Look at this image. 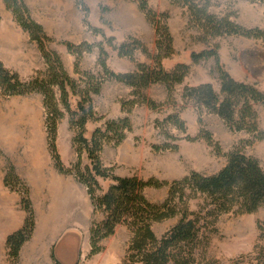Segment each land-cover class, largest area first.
<instances>
[{
    "label": "trees",
    "instance_id": "obj_1",
    "mask_svg": "<svg viewBox=\"0 0 264 264\" xmlns=\"http://www.w3.org/2000/svg\"><path fill=\"white\" fill-rule=\"evenodd\" d=\"M76 1L78 5H83L80 0ZM136 1L140 11L154 27L156 35V54L152 56L154 64L136 63V69L133 71L115 72L107 66V52L101 42L91 44L83 41L74 44L65 41L67 51L75 55L77 73L82 53L91 52L94 48L98 50L97 64L101 71L97 74L89 71L80 72V78L75 80L67 73L58 53L47 46L50 38L42 25L32 19L24 1L3 0L14 21L28 34L29 40L37 45L45 69L37 70L31 77L22 79L16 71L7 68L0 61V94L4 97L30 93L42 96L47 143L56 170L62 174L72 175L82 184L94 211L103 215V219L93 221L89 229L90 255L99 253L102 250L101 241L112 236L116 228L123 224L131 234L124 264H216L215 260L205 255L209 234L216 231L214 225L218 217L228 212L254 213L264 206V170L255 157L244 152L245 147L252 145L254 140L264 139V132L258 126L254 108V104L264 103V91L254 84L234 79L221 64L217 46L192 52L190 58L194 63L214 60V72L218 75L220 87L219 91H216L211 83L185 86L182 98L197 108L200 123L203 112L214 114L230 131L246 132L252 140L237 143L225 154L224 166L210 175L191 171L182 179L171 182L155 177L141 179L135 175H116L112 166H105L101 162L99 154L105 144L118 146L122 143L127 133L132 130L131 121L127 115L108 119L102 128H95L87 138L84 135L87 122L98 119L91 95L100 93L104 81L113 80L132 89L131 98L121 102L122 110L130 112L136 104H145L151 109H156L163 103H156L148 98L144 90L152 84L161 83L167 90V101L173 103L174 86L181 84L189 71V65L185 63H177L171 70L163 68L161 59L173 53V39L166 23L168 15L152 10L148 6V0ZM173 1L187 9L191 22L202 31L205 41L231 35L264 38V29L245 28L227 16L218 17L209 12L208 0H205L204 4L197 0ZM249 1L264 4V0ZM83 10L88 11L84 6ZM91 27L94 33L100 32L99 29ZM107 41L110 43L111 38ZM116 49L119 56L131 60L136 49H141L151 57L145 45L133 37H128ZM70 95L78 98L75 110L70 107ZM65 113L68 115L69 126L75 130L72 147L76 159L69 167L63 165L55 146L58 123ZM161 123L171 124L186 132L185 122L177 111L168 114L162 122H156V126L159 127ZM201 136L209 144H213L210 132L202 130ZM214 146L221 155L218 144ZM153 147L163 151L178 149L177 144L170 145L168 142ZM83 153L86 154L89 165H82ZM0 156H3L1 150ZM98 178L110 181L105 191H102ZM2 182L10 191L18 193L20 206L25 211L21 228L8 234L5 239L8 260L17 262L21 247L33 233L34 211L29 189L8 159ZM166 186L167 196L161 203H153L144 195L145 188ZM192 201H196V209H191ZM175 216H178L177 223L161 237H156L151 229L152 223ZM257 229L256 260L258 264H264V220L258 221ZM51 259L55 264H62L56 257L54 249L51 251Z\"/></svg>",
    "mask_w": 264,
    "mask_h": 264
},
{
    "label": "rangeland",
    "instance_id": "obj_2",
    "mask_svg": "<svg viewBox=\"0 0 264 264\" xmlns=\"http://www.w3.org/2000/svg\"><path fill=\"white\" fill-rule=\"evenodd\" d=\"M23 1L25 3V0ZM80 1L83 4L81 6L76 0H28L35 12L36 9H39L37 6L42 4L46 8L50 6L52 10L59 8L70 18L68 26L49 25L47 26L48 33L43 28L50 38L47 46L58 53L70 77L78 80L80 72L89 71L97 74L101 69L97 64L98 50L94 48L91 52L82 53L78 65L79 73H77L75 71V55L67 51L64 45L65 41L74 44L83 41L91 44L101 42L107 52V66L115 72L133 71L136 69V63L154 64L152 58L156 54L154 27L140 11L136 0ZM197 1L200 4L206 2L205 0ZM208 4V11L218 17L227 16L245 28L264 29V4L261 2L208 0ZM83 6L87 8V12L83 10ZM148 6L157 13L165 12L168 15L166 23L173 39V53L161 59L163 68L171 70L177 63L189 65V71L183 82L174 86V102L167 101L165 86L155 83L145 89L144 93L156 103H163L162 106L151 109L145 104H136L130 112H125L121 109V102L131 98L132 89L122 83L106 80L101 85L100 93L91 95L92 105L98 119L87 122L84 135L89 138L95 128L104 126L106 120L127 115L132 125L131 132L127 133L126 138L118 146L105 144L99 154L101 162L105 166H112L116 175H135L141 179L155 177L171 182L182 179L191 171L206 175L216 173L224 166L226 153L240 141H251L252 139L246 132L230 131L223 121L214 114L203 112L202 122H199L200 114L197 108L190 101L182 98L183 88L211 83L213 88L219 91L220 85L218 75L214 72V60L208 59L194 63L191 61L190 54L217 46L221 64L234 79L254 84L264 91V38L231 35L210 38L205 41L202 31L191 22L187 9L182 5L173 0H148ZM16 26L19 27L17 23ZM89 26L99 29L100 32L94 33ZM25 33L21 34L26 37ZM128 37L140 40L151 57L141 49L134 51L133 60L119 56L116 48ZM109 38H111L110 43L107 41ZM25 45L26 52L30 56L32 50L35 51V56H31L25 62L28 61V65L31 59L32 64L40 62L42 66L38 70H44L45 64L41 54L39 55L37 45L30 40H26ZM23 64L18 66L21 72H25ZM35 71L37 70H34L28 78ZM20 77L27 79L24 76ZM77 100V96L70 95L71 109H76ZM254 108L257 113L258 126L264 132V103L254 104ZM2 109H9L15 116L17 112L23 110L25 113L27 112L28 122H31L29 119H36L39 114L48 157L52 160L47 143L42 96L38 93L11 97H4L0 94V110ZM175 111L185 122V133L171 124L161 123V127L156 126V122H162L168 114ZM202 130L211 133L213 144H209L201 136ZM74 135L75 130L69 126L68 115L65 113L58 123L55 140L56 151L64 161H67L68 155H74L75 162L76 153L72 147ZM186 136L193 139H187ZM165 142L170 145L177 144L178 149L163 151L153 147L161 146ZM215 144H218L221 155L217 153ZM1 152L3 156H0V161L3 162L2 174L4 175L6 159L9 161L10 159L2 150ZM244 152L255 157L264 170V139L254 140L252 145L245 147ZM82 165H89L85 153L82 154ZM98 182L102 191H105L110 183L109 180L100 178H98ZM167 192V186L144 189L145 197L153 203H161L167 196ZM81 195L83 204L85 199L88 200V221L82 219L80 230L76 235H67L56 244L54 250L56 257L62 264H124L131 234L123 224L116 228L112 236L101 241L102 250L99 253L89 254L90 226L93 221H101L103 215L101 212L94 211L83 185ZM190 207L196 209V201H192ZM262 220H264V206L254 213L228 212L221 214L214 225L216 231L209 234L205 257L215 260L216 264H258L255 245L258 244L257 223ZM177 221L178 216L153 222L151 229L159 238ZM44 261L46 260L44 259ZM33 262L30 257H26L24 264H33ZM0 264H19V257L17 262L9 261L6 250L4 251L2 247L0 249Z\"/></svg>",
    "mask_w": 264,
    "mask_h": 264
},
{
    "label": "crops",
    "instance_id": "obj_3",
    "mask_svg": "<svg viewBox=\"0 0 264 264\" xmlns=\"http://www.w3.org/2000/svg\"><path fill=\"white\" fill-rule=\"evenodd\" d=\"M25 3L32 19L42 25L46 33L49 25L65 27L70 24V18L59 8L52 10L41 4L35 12L28 0ZM0 16V61L28 78L42 64H32V59L29 65L25 62L35 56V51L32 50L31 56L26 52L25 41H29V36L21 34L24 31L16 26L3 0H0ZM22 63L25 72L18 69ZM27 119V112L23 110L16 116L9 109L0 110V148L28 187L35 216L34 231L20 249L19 264H24L26 257H30L33 264H55L50 259L51 250H55L56 244L65 236L76 235L82 219L88 221V200L85 199L83 204L82 184L72 175L59 173L48 157L39 114L36 119H29L31 122ZM61 160L68 167L74 162V155H68L67 161ZM2 169L3 162L0 161V249L3 247L5 251L6 236L21 228L25 212L21 209L19 195L4 186Z\"/></svg>",
    "mask_w": 264,
    "mask_h": 264
}]
</instances>
